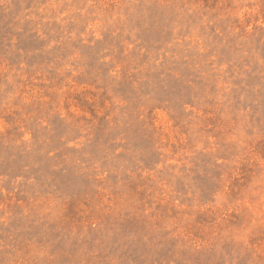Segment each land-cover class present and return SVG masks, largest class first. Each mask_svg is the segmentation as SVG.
Wrapping results in <instances>:
<instances>
[{
    "label": "rangeland",
    "instance_id": "obj_1",
    "mask_svg": "<svg viewBox=\"0 0 264 264\" xmlns=\"http://www.w3.org/2000/svg\"><path fill=\"white\" fill-rule=\"evenodd\" d=\"M0 264H264V0H0Z\"/></svg>",
    "mask_w": 264,
    "mask_h": 264
}]
</instances>
